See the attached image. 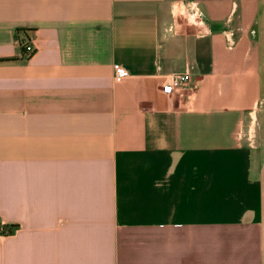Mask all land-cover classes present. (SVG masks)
Here are the masks:
<instances>
[{"label":"crops","instance_id":"crops-1","mask_svg":"<svg viewBox=\"0 0 264 264\" xmlns=\"http://www.w3.org/2000/svg\"><path fill=\"white\" fill-rule=\"evenodd\" d=\"M242 5L255 17L0 0V264H264V68Z\"/></svg>","mask_w":264,"mask_h":264},{"label":"built area","instance_id":"built-area-1","mask_svg":"<svg viewBox=\"0 0 264 264\" xmlns=\"http://www.w3.org/2000/svg\"><path fill=\"white\" fill-rule=\"evenodd\" d=\"M18 43L20 47H22L25 57H29L34 53V47L32 44H29L24 39H18ZM228 44L232 45L233 40H228ZM114 76L116 80H122L128 76V70L124 66L116 64L114 65ZM189 81L190 75L187 71L182 73H173L170 78L162 84L161 90L166 94H171L175 91H182L187 88ZM13 229L14 227L0 226V234L8 235Z\"/></svg>","mask_w":264,"mask_h":264},{"label":"rangeland","instance_id":"rangeland-1","mask_svg":"<svg viewBox=\"0 0 264 264\" xmlns=\"http://www.w3.org/2000/svg\"><path fill=\"white\" fill-rule=\"evenodd\" d=\"M244 0H238L239 8L238 13H241V8L243 7L244 12H246L247 16H254V8L251 7L250 10H247V7H244L243 4ZM255 12H256V19L252 24V35L253 40L256 44V49L259 52L260 56V66L264 68V0H255ZM237 14L235 18L237 17ZM255 17V16H254Z\"/></svg>","mask_w":264,"mask_h":264}]
</instances>
